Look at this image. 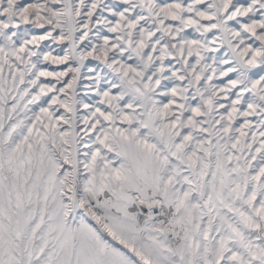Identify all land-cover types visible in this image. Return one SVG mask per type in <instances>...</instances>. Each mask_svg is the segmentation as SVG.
<instances>
[{
  "label": "snow or ice",
  "instance_id": "6c2138e0",
  "mask_svg": "<svg viewBox=\"0 0 264 264\" xmlns=\"http://www.w3.org/2000/svg\"><path fill=\"white\" fill-rule=\"evenodd\" d=\"M0 264H264V0H0Z\"/></svg>",
  "mask_w": 264,
  "mask_h": 264
}]
</instances>
